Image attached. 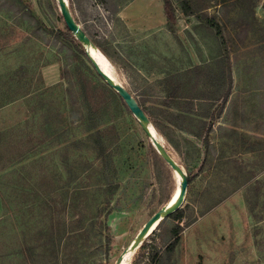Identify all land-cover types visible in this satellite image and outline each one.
<instances>
[{"label":"rangeland","instance_id":"1","mask_svg":"<svg viewBox=\"0 0 264 264\" xmlns=\"http://www.w3.org/2000/svg\"><path fill=\"white\" fill-rule=\"evenodd\" d=\"M190 1L197 12L186 16L172 0L176 26L170 32L161 0L130 9L128 0H67L76 23L101 48L109 75L145 108L161 105L164 77L195 65L215 68L217 59L229 57L230 94L212 123L204 166L195 167L188 183L180 240L167 255L175 223L165 218L144 240L145 251L159 252L155 264H264V0ZM55 3L0 0V104L31 93L0 109V128L18 127L0 136V221L7 208L13 213L0 226V239L8 233L14 251L0 260L108 264L99 221L117 207L108 223L117 237L110 255L115 264L146 220L170 203L181 177L162 166L123 100L99 90L104 82L90 64L49 32L62 29ZM198 89L210 86L200 81ZM154 131L187 174L186 167L197 164L191 161L199 153L196 141L173 132L171 143ZM98 137L115 167L110 188L96 159ZM18 156L21 163L8 166ZM254 185L259 189L247 192ZM148 260L136 249L123 264Z\"/></svg>","mask_w":264,"mask_h":264},{"label":"trees","instance_id":"2","mask_svg":"<svg viewBox=\"0 0 264 264\" xmlns=\"http://www.w3.org/2000/svg\"><path fill=\"white\" fill-rule=\"evenodd\" d=\"M162 1V9H163V15L165 18V23L167 26L168 31L173 32L174 27L176 26V15H175V7L172 2V0H161ZM179 7L184 15L190 16L193 15L197 8H195V4L190 0H179ZM30 10H32V5H27ZM58 16L57 18L60 20L62 24V29H50L49 32L53 33L54 35L61 37L68 41L76 50V52L81 57V63L87 67L86 61L87 60L83 47L78 42V40L70 33L68 28L66 27L62 16L59 13V10L57 8V4L55 3L53 7ZM211 26H213L217 33L221 34V27L216 22L215 18L212 17L210 19ZM93 44L101 50V48L93 42ZM102 52V50H101ZM103 53V52H102ZM86 60V61H85ZM217 66L215 68L210 67V65H195L191 67L190 69L178 73V74H172L164 77L160 80V83L162 85L161 90V105L159 107L154 108H145L140 103V107L143 109L144 113L149 119L150 125L160 134L165 136L169 142L173 143V140L171 139V136H173V132L180 133V136H186L194 139L196 141V145L199 146L198 154L192 157H188V159H191L193 162H197L196 165L187 166V177H188V183L191 182V180L195 177V167H199L198 170H202L203 164L205 162V152L209 149L210 141H209V133L212 129V123L217 117L218 113L220 112L219 107L223 105V103L227 100L231 85H232V77H231V70H230V61L229 57L227 55L221 56L219 59H217ZM187 79V80H186ZM200 81H204L207 83V85L210 86V91H199V83ZM99 90H102L104 93H107L110 97H113V94L115 96H118L112 89H110L105 83L102 87H99ZM31 93L28 91L23 93L21 96H13L9 99H5L4 103L0 104V109L8 104H12L13 102L24 98V97H30ZM121 99V98H120ZM122 101V100H121ZM122 105L125 106L126 110L130 113L124 102L122 101ZM131 114V113H130ZM109 130H113V127H109ZM168 128H171V131L168 130ZM13 130H18V127L16 125H8L7 127H4L3 129L0 128V136L4 134H10ZM166 130V132H165ZM173 130V131H172ZM100 131H96L95 134L100 135ZM187 137H183L184 139H187ZM99 145L96 147L97 152V161L99 163V168H101V178L102 183L106 187L110 188L114 185L115 181L110 178V174L112 171H115V167L113 166V160L111 158V155L109 154L108 150L106 149V146L104 145V142L101 140L102 138H99ZM150 147L152 148V152L158 156V154L155 152L153 146L150 144ZM177 149L178 147L175 146ZM23 159V156H18L12 161L8 163V166L13 164H20L21 160ZM161 159V158H160ZM20 161V162H19ZM162 161V160H161ZM162 166H166V164L162 161ZM167 167V166H166ZM12 175V173L7 176ZM99 176V175H98ZM256 184V183H255ZM258 185V184H256ZM254 185L253 187L247 186V192H252L253 190L259 189L260 186ZM24 195H30L27 190L23 189ZM11 196V194H10ZM8 198L10 200V197L5 198V205H8ZM170 198V197H169ZM168 198V200H169ZM247 195V201L249 205L251 204L250 198ZM167 200V201H168ZM117 207L114 209H109L107 211V214L105 216V220H100V232L99 235L103 237V241L99 240V246L105 247L104 252L106 256V262L108 264H113L115 260L110 259V255L112 254V248L113 245L117 243V237L113 230H111L109 226V217L114 213ZM253 212V209L251 208V213ZM13 213L8 208L6 209L4 213V220L0 221V226H3L6 222V219L8 217H12ZM3 217V218H4ZM166 218H170L174 221V225L170 229V240L167 243L165 247V253L167 255H171L178 244L180 240V234L182 232V227L180 226L179 222L184 219V209L181 207L171 215H169ZM253 218H257L253 214ZM162 222V221H161ZM160 222V223H161ZM188 225V223L186 224ZM118 226V224H117ZM158 227V226H157ZM6 238H10V235L6 232L2 234V238L0 239V247L1 249L6 246L8 253L7 254H0L2 258L7 259L9 256H12L14 254V251L12 248L8 247L10 244L9 240ZM146 243L143 242L140 247L138 248L140 252V256L147 255L148 262H145L143 264H155L158 262L160 255L159 252L152 248V251L149 253H146L145 251ZM10 248V249H9ZM13 251V253H12ZM1 259V258H0ZM3 263V261L0 260V264Z\"/></svg>","mask_w":264,"mask_h":264},{"label":"water","instance_id":"3","mask_svg":"<svg viewBox=\"0 0 264 264\" xmlns=\"http://www.w3.org/2000/svg\"><path fill=\"white\" fill-rule=\"evenodd\" d=\"M55 2L66 27L83 47L85 56L89 61V64L92 69L95 71L98 77H100L101 80L123 100L124 104L130 111V113L133 115V117L137 120L139 126L142 128L146 137L149 139L155 152L172 171L174 177L176 175L181 177L176 199L171 205H164L146 220V222L142 225L140 230L131 240L130 245L127 246V248L117 258L115 264H120L127 251H130L131 253L132 251H135L140 247L144 240L149 236L152 230L151 228L158 226L160 222L163 221L166 217H168L169 215H171L182 207L187 192L188 177L183 168L172 159V157L167 152L165 146L157 138L154 129L150 125L148 117L138 104L137 100L121 84H119L112 77H110L101 67L99 61L97 60V57L92 55L90 48L93 43L74 20L70 12L67 0H55Z\"/></svg>","mask_w":264,"mask_h":264},{"label":"bare ground","instance_id":"4","mask_svg":"<svg viewBox=\"0 0 264 264\" xmlns=\"http://www.w3.org/2000/svg\"><path fill=\"white\" fill-rule=\"evenodd\" d=\"M90 51H91V53H92V55L93 56H95V57H97V60L99 61V63H100V65H101V67L103 68V70L109 75V72H108V70L106 69V61H105V59H104V57H103V55L101 54V52L98 50V48L93 44V45H91V48H90ZM110 76V75H109ZM111 77V76H110ZM113 78V77H112ZM114 79V78H113ZM115 80V79H114ZM116 81V80H115ZM177 193H178V191H176V193L173 195V197H172V199H171V201H170V203H169V205H171L172 203H173V201L176 199V197H177ZM154 227V226H153ZM152 230L154 229V228H151ZM152 230H151V232H152ZM150 232V233H151ZM130 254V251H127L126 253H125V256H124V258L122 259V261L120 262V264H123V261L127 258V256Z\"/></svg>","mask_w":264,"mask_h":264},{"label":"crops","instance_id":"5","mask_svg":"<svg viewBox=\"0 0 264 264\" xmlns=\"http://www.w3.org/2000/svg\"><path fill=\"white\" fill-rule=\"evenodd\" d=\"M140 2H141V0H128L125 8H128V9L133 8V7L137 6L138 3H140Z\"/></svg>","mask_w":264,"mask_h":264}]
</instances>
